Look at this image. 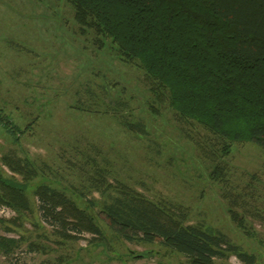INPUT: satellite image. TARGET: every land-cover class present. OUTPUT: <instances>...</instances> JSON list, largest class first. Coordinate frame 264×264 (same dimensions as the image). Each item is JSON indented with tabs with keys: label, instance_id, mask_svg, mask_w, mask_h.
Listing matches in <instances>:
<instances>
[{
	"label": "rangeland",
	"instance_id": "rangeland-1",
	"mask_svg": "<svg viewBox=\"0 0 264 264\" xmlns=\"http://www.w3.org/2000/svg\"><path fill=\"white\" fill-rule=\"evenodd\" d=\"M0 109L21 129L15 140L0 124V170L25 182L4 155L36 168L26 183L31 209L20 215L0 206V220L22 224L8 231L0 221V235L20 243L10 254L0 251V264H189L158 243L118 238L100 219L101 238L44 218L33 193L41 183L104 218L98 203L115 192L93 186L100 169L110 184L172 206L186 224L221 230L253 264H264V150L234 142L222 155L219 137L156 99L137 61L110 39L82 33L66 0H0ZM216 165L222 170L213 177ZM214 264L249 263L230 254Z\"/></svg>",
	"mask_w": 264,
	"mask_h": 264
},
{
	"label": "trees",
	"instance_id": "trees-1",
	"mask_svg": "<svg viewBox=\"0 0 264 264\" xmlns=\"http://www.w3.org/2000/svg\"><path fill=\"white\" fill-rule=\"evenodd\" d=\"M66 1L82 33L92 30L101 43L110 39L122 57L137 61L156 99L167 101L180 117L219 137L222 155L230 153L234 142H250L264 150V0ZM123 123L131 131L144 132L141 123ZM0 124L18 140L21 129L1 109ZM1 159L25 182L0 170V206L22 215L31 209L26 183L36 175V168L28 158L4 155ZM219 167L215 166L213 177L221 172ZM96 172L93 186L106 185L103 190L115 192L97 202L104 218L87 213L64 192L41 183L33 193L44 218L101 238L100 219L118 238L158 243L185 256L189 264H214L230 254L254 263V256L221 230L186 224L184 214L172 206L128 184L112 185L101 169ZM0 221L6 230L20 231L19 217ZM19 244L0 235L4 254L14 252Z\"/></svg>",
	"mask_w": 264,
	"mask_h": 264
}]
</instances>
